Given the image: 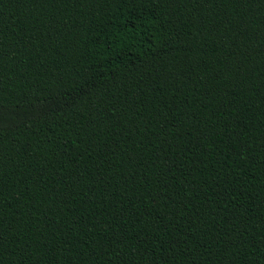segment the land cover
<instances>
[{"label": "trees", "instance_id": "1", "mask_svg": "<svg viewBox=\"0 0 264 264\" xmlns=\"http://www.w3.org/2000/svg\"><path fill=\"white\" fill-rule=\"evenodd\" d=\"M0 264H264V0H0Z\"/></svg>", "mask_w": 264, "mask_h": 264}]
</instances>
